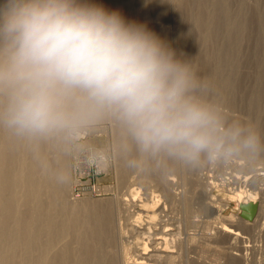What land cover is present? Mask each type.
<instances>
[{
	"label": "clouds",
	"instance_id": "1",
	"mask_svg": "<svg viewBox=\"0 0 264 264\" xmlns=\"http://www.w3.org/2000/svg\"><path fill=\"white\" fill-rule=\"evenodd\" d=\"M210 84L146 26L86 0L0 3V129L76 140L104 120L125 149L195 166L256 154L259 135L226 125Z\"/></svg>",
	"mask_w": 264,
	"mask_h": 264
},
{
	"label": "bare ground",
	"instance_id": "2",
	"mask_svg": "<svg viewBox=\"0 0 264 264\" xmlns=\"http://www.w3.org/2000/svg\"><path fill=\"white\" fill-rule=\"evenodd\" d=\"M97 1L98 0H86V2L100 5L108 11L119 12L127 22L135 23H137L135 21L136 19L134 18V16L136 15L133 14H135V11H137L136 7L143 4L148 5V9L150 10L152 18L146 21L143 19L142 21L145 22L139 24L146 26L148 30H150L162 41H164L165 44L174 51L175 56L178 59L189 62L196 73L210 84V87L213 81L218 80L217 83H220L224 86V88H226L229 80V75L225 74V70H222L221 72L217 68H213L214 70H210L207 65L221 63V65L224 66L228 61V57H231L233 53V50L230 52L232 45L234 44L236 47L240 42V34L242 30L240 29V25L238 24L239 22L234 19L240 16L241 11L243 12L241 7L245 4L244 1L104 0V3H102V0V4L98 3ZM2 2L3 0H0V3ZM236 5L240 7L236 8ZM150 13H148V15ZM231 15H233L232 19L230 18ZM133 18L135 20H133ZM260 26L261 19H252L248 32L249 37H251L252 34L258 36V29L260 28ZM254 38L256 39V42L251 43L249 41L243 55L239 59L238 64L242 67V70L235 73V77L238 79L236 80V84L229 90L230 96L233 93L235 94V104L230 106H219L220 108H222V115L225 119L226 125H231L234 122H239L240 125L244 127L246 132L249 129L253 130L252 127H254V122L252 123L250 118L248 119L247 115H250V112H253L255 114L256 111H261L260 105L263 106V104L259 100V93L263 86V82L261 81V79H259V73L261 70V63L263 61L264 43L261 36ZM172 40L174 45L172 43ZM251 47H254V53H251ZM217 71L219 72V74ZM207 98L211 100L210 91ZM236 107L240 109L241 114L234 113V111H237L236 109L233 110ZM223 109H226V112H224ZM258 120L259 122H261L260 127H258V135H260L261 137V144L263 147L262 149L264 150V117H259ZM114 128L116 131V138H118V140L121 142V145L119 143L116 146H118L117 148H119V146H122V148H119L121 149V167L118 166L121 169H119L118 167L117 169L120 170L119 177L124 185V188H126L127 191L122 193L121 196L120 194H118L119 197L115 199L106 198L107 200L101 201L74 200L75 202L70 200V182L68 177L69 163L67 152L68 146H66V140L62 138H53L46 141H29L26 139L17 138L5 129H0V264H176L175 261L177 257L174 256V251L169 249V246L168 249L163 247V243L167 242V236H172L173 233L168 235H165V233V236L162 235L163 237L159 234V236L157 234H150L151 232H154H150V227L149 232H147L148 230L146 229L147 231L145 230L144 232L138 233H141V235H149V239H142L143 241L138 240L139 245H141V247L143 246L142 252L138 254L134 263H130L127 260L130 251H128V246L124 241L125 239H127L125 238L127 233L125 226H132L133 223L131 222V220L135 212L130 213V208L125 207L124 205L129 203L130 199H133L131 197H129L130 199H128V196H131L130 193L134 190L131 187H134L137 182L138 189L140 187H143L142 185H144L145 188L146 185H150L152 184V182H155L157 186L160 187L161 182L163 181L165 183V181L163 180V175L159 174V158L148 156V158H146L147 160H145L144 168L142 167L143 170L139 169L142 166L140 154L134 148L125 149L124 145L127 139L126 134L120 127L118 122H116V127ZM262 151H259V153L256 154H249V156H245L246 159L243 158L247 160V163L245 167L243 166L241 168L250 169L249 171L253 172L254 176L256 175V177H250L255 178L254 180H256L259 174L264 171V156H262V154L264 155V151ZM162 157L164 159V156ZM166 159V162L168 161L171 165L170 167L176 170L175 172L180 170L178 169L179 167L182 168L185 172L189 173L191 171H195L194 169H197V165L189 166L178 161H174L168 158ZM229 161L230 159L226 161L225 165ZM243 161L233 160L231 162V166H233V168H240V166L242 165L241 162ZM162 162L164 163V160ZM118 163L120 162H117V164ZM243 164H245V162H243ZM163 165H161V167L165 168L166 165ZM260 165L263 167H261ZM162 171L164 170L162 169ZM117 173L118 172L116 171V174ZM134 174H137L135 180L137 181L136 183H134L133 181V176H135ZM170 176L175 177V174H171ZM194 176L197 177V175ZM194 176L192 175V177ZM237 178L235 180H237ZM222 179L224 180V178ZM131 180L135 185H131ZM171 180H173V178ZM197 181L194 182L196 183ZM122 183H120V185H122ZM198 183H196L195 185H197ZM169 184L171 185V183ZM189 186H191L192 188L194 187L192 185ZM169 188L171 189L170 186ZM238 188L236 190L234 188L232 197L235 199L236 197H239V200L241 201L239 205L251 203L257 206V214L255 216V219L249 221L243 218H239V221H241L242 223H240L245 227L248 225H254L256 224L259 216H261L262 214V202L259 203L258 198L255 197V194L257 193L254 191V189L253 191H251L252 189L248 187L247 188L249 190H245V188L241 189V187L239 189ZM187 189L186 192H189V190ZM194 189L195 188H193L192 190ZM134 193L135 191L133 192V194ZM173 195L175 196V194ZM166 197H168V195ZM166 197L164 199V205H166ZM170 200L172 202L173 199ZM191 200L190 202H193ZM174 201L177 203L176 199ZM171 202L169 203L171 204ZM160 204L161 203H157V205L154 204L156 214L153 213L151 215L150 213L148 215V218H150V223L160 217L163 218L164 214L161 212L165 209L163 210V206H161ZM172 206L177 207L176 205ZM148 207L142 208L141 211L139 209L140 212H136V217L134 216V220L132 221L138 222V220L141 219V213H149ZM203 207L204 206H202V210ZM213 207L214 203L208 204V209H212ZM190 208H192L190 207V205L186 206L187 211L190 210ZM208 209L206 210L208 211ZM178 210L180 211V209ZM189 212L190 211H188L187 214ZM230 217H216V219L219 220L218 224L220 225L217 227V231L218 234L220 233V235H226L230 240L238 242V240L243 236L236 228L234 229L233 226H231V221L233 220H231L232 218ZM159 220L160 219H158V221ZM254 226L257 227L256 225ZM162 229L164 228L162 227ZM131 233L134 232L132 231ZM164 246L166 245L164 244ZM229 247L230 246H228V248ZM238 247L239 246H237V248ZM224 252H226V250ZM216 253L218 254V256H224L222 258L223 260L225 259L226 264H242L241 257H244L240 254L242 252L238 253V251L228 253L226 252L225 255H223L222 252L220 254L219 251H216ZM202 258L200 257L194 259L193 262L200 264Z\"/></svg>",
	"mask_w": 264,
	"mask_h": 264
},
{
	"label": "rangeland",
	"instance_id": "3",
	"mask_svg": "<svg viewBox=\"0 0 264 264\" xmlns=\"http://www.w3.org/2000/svg\"><path fill=\"white\" fill-rule=\"evenodd\" d=\"M236 1H239V0H236ZM240 1L245 2V4L241 7L243 12L241 11L240 16L238 18L234 19V20H237L239 22L238 24L240 25V29L242 30V32L240 34V42L238 43V45L236 47L234 44L232 45L230 52L233 50V53H232L231 57H228V61L224 66L221 65V63H214V64L207 65L210 70H214L213 68L219 69L220 72L222 70H225V74L229 75V80H228V84H227L226 88H224V86L221 85L220 83H217L218 80H215L211 83V87H210L211 101L217 106H227V105L230 106V105L235 104L234 103V102H236L235 94L233 93L231 95L232 96L231 97L229 94V90L236 84V80L238 79L235 77V73L242 70V67L238 64L239 59L243 55L249 41L251 43L256 42V39L254 37L261 36V38H263L262 41L264 43V0H240ZM97 2L102 4V3H104V0H103V2H102V0H98ZM239 7L240 6L236 5V8H239ZM136 8H137V11H135L136 13L133 12V13H135L133 15H136V16H134V18L136 20L134 18H133V20H135L138 24L144 23L146 20H149L150 18H152L150 10L148 9V5L143 4V5H139ZM148 13H150L149 14L150 16L148 15ZM137 15H138V17H137ZM138 18H139V20H138ZM146 18H148V19H146ZM230 18L232 19L233 15H231ZM143 19L145 21H142ZM252 19H261V26L258 29L259 30L258 36H256L255 34L254 35L252 34V36L249 37L248 32H249V28H250ZM169 23H171V22H169ZM171 29H172V27H171ZM172 43H173V40H172ZM173 45H174V43H173ZM250 51H251V53H254L255 52L254 47H251ZM218 74H219V72H218ZM259 79H261V81L263 82V86H262L260 93H259V100L261 101L263 106L260 105L262 109L260 108L261 111H256V113H255L256 115L253 112H250L251 114L247 115L248 119L250 118L252 123L254 122L253 123L254 127H252V128H253V131H255L257 134H259L258 127H260V125H261V122H259L258 118L264 117V103H263L264 102V55H263V61L261 63V70L259 73ZM235 109L237 110V111H234L235 114H241V111L238 107L234 108L233 110H235ZM238 109H239V112H238ZM221 110H222V108H221ZM223 110H224V112H226V109H223ZM257 113H258V115H257ZM256 120H257V122H256ZM258 122H259V124H258ZM252 123H251V126H252ZM257 125H259V126H257ZM255 126H257V127H255ZM114 127H116V121L104 120V121L100 122L99 124L95 125L94 127L83 132L76 140H74V141H67L66 140V143H67L66 146H68L67 147V149H68V151H67L68 152V163H69L68 164V167H69L68 177H69V182H70L69 186H70V198H71L70 200L71 201H73V202L80 201V200L81 201H85V200L86 201H99V200L101 201V200H107V199H115V198L119 197L118 194H120V196H121L122 193L127 191V189L124 188V185L121 182L120 177H119L120 176V174H119L120 170L119 169H121L120 168L121 167V159H120V150L121 149H119V148L120 147L122 148V146H119V148H117L118 146H116L119 143L121 145V142L118 140V138H116V133H115L116 131H115ZM259 137H260V135H259ZM260 140H261V137H260ZM262 148L263 147H261L260 151L263 150ZM262 152H260V153H262ZM140 156H141V154H140ZM245 156H249V153L245 152V155L243 153L242 155H239L238 157L232 158V160L230 159V161H229L230 163L227 162L226 165H225V163L228 160H225V161L222 160L221 162L218 161L215 164L209 163L207 161H203L197 165V167H196L197 169H194L195 171H191L190 173L185 172L180 167L178 168V169H180L179 171H177L178 173L175 172L176 170L173 169L172 167H170L171 165L169 164V162L168 161H167L168 163L166 162V160H167L166 157H164V159H163V157L160 156V157H158L159 158V174L163 175V180L165 181V183L163 181L161 182L160 187L157 186V184L155 182H152V184H150L151 186L148 184L150 187L148 185H146L145 188H144V185H142L143 187L139 186L140 187L139 188L140 190H139L137 187L138 182L135 181L137 174H134L135 176H133L134 177L133 181H134V183H136V182L137 183L135 185L133 183V181L131 180V185L132 184L135 185L134 187L132 186L131 188L134 189L133 192L135 191V193H134L135 195L133 194V192H131L130 193L131 196H128V199H130L129 197H131L133 199H130L129 200L130 202L124 206L130 208V213L135 212L134 213L135 217H136V212L139 213L141 211V209L144 207L149 206L148 208L150 210L148 209L149 213H147V214H145V213L140 214L141 217L140 216L139 217L142 219V221H141V219H139L140 221L138 220V222L137 221L133 222L132 220H134L133 219L134 216L132 215L133 216V218L131 220V222L133 223L132 226L131 225H130V227L125 226L126 232H127L125 238H127V239L129 238L128 240L127 239L124 240L125 244L128 246V251H130L128 258H127L128 262L134 263L138 254L140 252H142V250H143L142 249L143 246L141 247V245H139L138 240L143 241V240H146V238L149 239V235H141V233L140 234H138V233L144 232L146 229L148 230V231L147 230L146 231L149 232V227H150L151 228L150 232L154 231V232H151L150 234H154V235L159 234L161 236L162 235L165 236V235L173 233V235H172L173 237L171 235L167 236L168 238H167L166 243L168 245L166 243H163V247L168 249V246H169V249L174 251V253H173L174 256H176L178 258V259L176 258V261H175L176 264H199V263H195L193 261H194V259H197L200 257L201 258L203 257L202 258L203 261L201 259L200 264H219V263L220 264H224V263L226 264L225 259L223 260V258H222L224 256H222V257L218 256L216 251H219L220 254L222 252L223 255H225L226 252L227 253L228 252H237V251H238V253L242 252L243 254L240 253L242 256H244L243 258L241 257L242 264H244L246 261L247 262L245 264H264V171L259 174V176L256 178V180H254L255 178H250V177H256V175L254 176L253 172L249 171L250 169H248V168H246V169L241 168L243 166L245 167V165L247 163V160H245L246 159ZM262 156H264V155L262 154ZM146 158H148V156L147 157L141 156V165L142 166L139 169L143 170L145 160H147ZM243 158H245V159H243ZM163 160H164L165 164L162 162ZM233 160H237V161H241V160L243 161L244 160L243 162H245V164H243V162H241L242 165L240 166V168L239 167L233 168V166H231V162ZM160 161H161V163H160ZM117 162H120V163L117 164ZM221 164H222V166H221ZM161 165H163V166L166 165V166H165V168H163V167H161ZM228 165H230V166H228ZM118 166H120V167H118ZM117 167L119 169H117ZM261 167H263V166H261ZM167 168H169V169H167ZM231 168H232V170H231ZM162 169L164 171H162ZM239 169H241V170H239ZM142 170H139V171H142ZM116 171L118 172L117 174H119V175L116 174ZM166 171L173 174V175L175 174V177L174 176L171 177L170 176L171 174L167 173ZM181 171H183V172H181ZM141 173H143V172H141ZM166 174H168V175H166ZM191 174L193 176L197 175V177L194 176V177H196V178H194V177H192ZM237 174H238V178H237ZM262 174H263V176H262ZM176 175H179V176H176ZM233 175L236 176L237 180H235L236 178ZM259 177L260 178L263 177V178L260 179ZM166 178H168V179H166ZM172 178H173V180H171ZM197 178L200 179L201 181L198 180ZM222 178H224V180ZM174 179L177 181H175ZM233 179H234V181H233ZM239 179H240V181H239ZM197 180L199 181V183ZM260 180H262V181H260ZM174 181H175V183H174ZM194 181H197L196 183H198V184L195 185L196 183ZM185 182L187 183V185ZM218 182H220L221 184ZM120 183H122V185H120ZM169 183H171V185ZM188 183H189V185L194 186L193 188H195L196 190L198 189V190L197 191L195 189L192 190L193 188L191 186H189ZM226 183H228V184H226ZM233 183H234V185H233ZM167 184L171 187V189L169 188V186ZM174 184L175 185L177 184V185L175 186ZM139 185H141V184H139ZM185 185L187 186L188 189L186 188ZM216 185H218V186H216ZM122 186H123V188H122ZM154 186H156V187H154ZM239 186L241 187V189L245 188V190H249L248 188H251L252 189L251 191H253V189H254V191L257 193V194H255V197L258 198L259 203L262 202V212H261L262 214H261V216H259L256 224H254L257 227H255L254 225H248L245 227L243 224H241L242 222L239 221V218H241L240 214L242 212V204L239 205V203L241 202L239 200V197H236V199L232 197L233 196L232 193L234 191V188L236 190ZM174 187H176V188H174ZM167 188H169V189H167ZM186 189L189 190V192H186ZM170 191H173V192H170ZM137 192H138V195H137ZM161 193L164 194L165 196L162 195ZM173 194H175V196ZM176 194H177V196H176ZM167 195H168V197H166ZM179 196H181L183 198H181ZM165 197H166V200H165L166 205H164ZM167 199H168V201H167ZM170 199H173L172 200L173 203L171 202ZM175 199L177 200V203L174 201ZM131 200H133V201H131ZM186 200H187V202H186ZM190 200L193 202H190ZM180 201H181V203H180ZM169 202H171V204ZM157 203H161L160 205L163 206L162 209L163 210L165 209L164 211L161 212L164 214V215L162 214L164 219L162 217H160L158 219H160L161 221L160 220L158 221V219H156L155 221L153 220V222L150 223L149 222L150 218H148V215L150 213H151V215L153 213L156 214L155 213L156 209L154 208V204L157 205ZM178 203H179V205H182V206H179ZM182 203H184V204H182ZM209 203H214V207L212 209H208ZM172 205H176V206L178 205V206L174 207ZM189 205L192 208H190V210H188L190 212L187 214L188 211L186 209V206H189ZM193 205H194V207H193ZM171 206H172V208H171ZM202 206H204L203 207L204 211L202 210ZM205 206H206V208H205ZM139 209H140V211H139ZM178 209H180V211ZM206 209H208V211ZM151 210H153V211H151ZM209 210H210V212H209ZM212 210H213V212H212ZM183 211H185V212H183ZM189 214H190V216H189ZM256 214H257V209H256L255 216H256ZM218 216H220L222 218H225V217L229 218L231 216L230 218H232L231 220H233V221H231L232 222L231 226H233L234 229L236 228L241 233V235L243 236V237L241 236L242 238H240L238 240V242L230 240L226 235H220V233L218 234L217 227L220 226L218 224L219 220L216 219V217H218ZM255 216L253 219H255ZM134 223H136V224H134ZM157 223H158V225H157ZM142 226H144L145 228ZM162 227L164 229H162ZM241 227H243V228H241ZM155 228H156V230H155ZM169 228H172V229H169ZM132 229H134V230H132ZM131 230L134 233H131L132 232ZM167 230H168V232H167ZM141 236H142V238H141ZM170 243L171 244L173 243L174 245L173 244L171 245ZM164 244L166 246H164ZM230 244L233 246V248ZM228 246H230L232 249L230 247L228 248ZM237 246H239V247L237 248ZM243 247H244V249H243ZM230 249H231V251H230ZM225 250H226V252H224ZM214 253H216V254H214Z\"/></svg>",
	"mask_w": 264,
	"mask_h": 264
},
{
	"label": "water",
	"instance_id": "4",
	"mask_svg": "<svg viewBox=\"0 0 264 264\" xmlns=\"http://www.w3.org/2000/svg\"><path fill=\"white\" fill-rule=\"evenodd\" d=\"M256 209L257 206L251 203L242 205L241 218L249 221L253 220Z\"/></svg>",
	"mask_w": 264,
	"mask_h": 264
}]
</instances>
